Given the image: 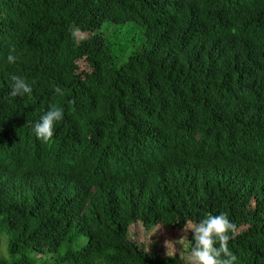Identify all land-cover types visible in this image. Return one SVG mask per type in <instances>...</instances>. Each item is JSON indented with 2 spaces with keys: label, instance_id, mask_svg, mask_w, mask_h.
Wrapping results in <instances>:
<instances>
[{
  "label": "trees",
  "instance_id": "trees-1",
  "mask_svg": "<svg viewBox=\"0 0 264 264\" xmlns=\"http://www.w3.org/2000/svg\"><path fill=\"white\" fill-rule=\"evenodd\" d=\"M106 24L141 29L121 65ZM222 213L264 264V0H0V264H187L131 230Z\"/></svg>",
  "mask_w": 264,
  "mask_h": 264
},
{
  "label": "clouds",
  "instance_id": "clouds-1",
  "mask_svg": "<svg viewBox=\"0 0 264 264\" xmlns=\"http://www.w3.org/2000/svg\"><path fill=\"white\" fill-rule=\"evenodd\" d=\"M18 55L9 54L7 63L16 64ZM10 96L30 97L33 87L20 75L10 76ZM55 92L63 96L64 91L57 87ZM64 119V109L52 105L34 124V133L44 143L52 141L55 135L56 125ZM185 230L192 233L191 255L189 264H239L238 257L229 250L228 242L236 233V225L231 222L226 214L207 215L195 225L185 223Z\"/></svg>",
  "mask_w": 264,
  "mask_h": 264
},
{
  "label": "rangeland",
  "instance_id": "rangeland-1",
  "mask_svg": "<svg viewBox=\"0 0 264 264\" xmlns=\"http://www.w3.org/2000/svg\"><path fill=\"white\" fill-rule=\"evenodd\" d=\"M97 33L103 34L111 41L114 56L120 53V48H128L124 57L115 59L119 61V65L126 61V56L135 50L134 45H137L143 35L141 29L135 24H126L122 27L106 24ZM79 40L88 37V34L76 33ZM190 230H165L161 227H156L151 230H146L142 225H137L131 230L130 237L138 244L146 246L149 250L157 251L163 255L174 256L189 264L188 258L191 255L189 248ZM86 242V239L83 240ZM84 242H81L82 244ZM8 256V240L4 238L0 241V257L7 258Z\"/></svg>",
  "mask_w": 264,
  "mask_h": 264
}]
</instances>
